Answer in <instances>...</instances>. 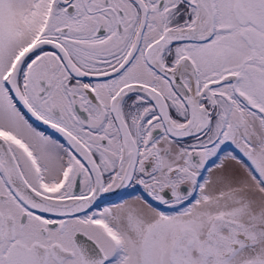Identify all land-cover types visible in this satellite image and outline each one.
<instances>
[{
	"label": "snow or ice",
	"instance_id": "snow-or-ice-1",
	"mask_svg": "<svg viewBox=\"0 0 264 264\" xmlns=\"http://www.w3.org/2000/svg\"><path fill=\"white\" fill-rule=\"evenodd\" d=\"M0 264H264V0H0Z\"/></svg>",
	"mask_w": 264,
	"mask_h": 264
}]
</instances>
